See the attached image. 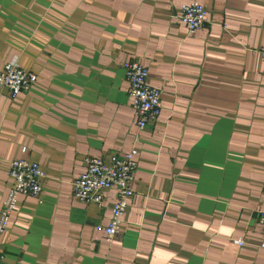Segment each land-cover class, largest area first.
Wrapping results in <instances>:
<instances>
[{"label": "crops", "instance_id": "crops-1", "mask_svg": "<svg viewBox=\"0 0 264 264\" xmlns=\"http://www.w3.org/2000/svg\"><path fill=\"white\" fill-rule=\"evenodd\" d=\"M0 0V68L37 72L13 97L0 85V209L12 158L45 170L20 194L0 236V264H264V0ZM124 59L162 90L141 127ZM136 149L134 195L111 241L99 226L116 191L83 203L84 157ZM241 241L242 245L237 243Z\"/></svg>", "mask_w": 264, "mask_h": 264}, {"label": "built area", "instance_id": "built-area-1", "mask_svg": "<svg viewBox=\"0 0 264 264\" xmlns=\"http://www.w3.org/2000/svg\"><path fill=\"white\" fill-rule=\"evenodd\" d=\"M180 19L194 32L209 19L208 9L203 2L192 0L182 6ZM260 52L264 57V46ZM122 65L128 81L130 104L135 110L138 124L144 127L158 119L162 109V90L150 83L149 69L139 59H124ZM37 80V72L23 66L17 55L0 68V85L7 86L13 97L30 90ZM135 154V148L103 156L88 154L84 157L86 169L73 181V195L83 203L103 204L106 193L116 191L112 217L108 224L99 226L104 229L110 241L119 234L123 215L134 195L133 182L138 165ZM44 176L45 170L38 161L25 155L12 158L9 170L11 186L0 209V236L9 228L10 215L17 206L18 196H38L43 188ZM260 221L264 227V212L260 214ZM237 243L242 245L239 240Z\"/></svg>", "mask_w": 264, "mask_h": 264}]
</instances>
